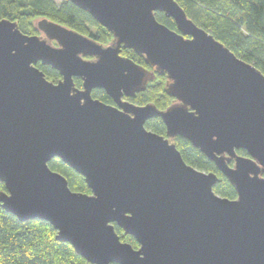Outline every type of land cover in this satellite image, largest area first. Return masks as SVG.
<instances>
[{
  "label": "water",
  "instance_id": "water-1",
  "mask_svg": "<svg viewBox=\"0 0 264 264\" xmlns=\"http://www.w3.org/2000/svg\"><path fill=\"white\" fill-rule=\"evenodd\" d=\"M65 1L113 40L99 44L47 18L37 23L42 35L30 36L0 20V207L20 222H48L87 264H264V74L175 0ZM123 47L151 69L122 56ZM39 63L61 79L49 81ZM155 72L166 75L172 105L127 100ZM97 89L114 105L93 98ZM154 118L166 136L146 128ZM178 136L216 165L237 199L215 193V173L184 161ZM55 158L84 177L91 194L73 192L50 169Z\"/></svg>",
  "mask_w": 264,
  "mask_h": 264
},
{
  "label": "trees",
  "instance_id": "trees-1",
  "mask_svg": "<svg viewBox=\"0 0 264 264\" xmlns=\"http://www.w3.org/2000/svg\"><path fill=\"white\" fill-rule=\"evenodd\" d=\"M188 17L199 27L209 31L215 39L228 47L237 57L254 65L264 74V0H175ZM47 18L80 34L88 36L99 44L108 45L113 40L110 31L100 25L89 12L72 2L62 0H0V20L17 22L26 35H42L37 28L39 20ZM157 20L171 30L177 31L173 19L164 13H156ZM121 55L147 69L145 57L134 50L122 48ZM37 67L49 81L57 83L61 79L58 71L41 63ZM77 88L83 82L75 78ZM167 77L155 72L144 92L128 99L139 106L155 105L166 110L174 101L166 92ZM93 98L105 104L114 105V101L104 90H94ZM146 128L156 134L166 136L167 129L161 118H154L146 123ZM184 161L196 169L215 173L219 180L214 191L219 196L235 200V187L201 151L188 140L176 137L174 140ZM239 155L248 156L245 150L237 151ZM232 165V164H231ZM52 171L63 175L73 192L91 194L84 177L71 167L55 158L49 163ZM6 191L0 183V192ZM116 232L123 242L138 249L139 244L132 236L115 225ZM57 231L46 221L31 220L20 222L15 216L0 207V264H87L74 248L56 239Z\"/></svg>",
  "mask_w": 264,
  "mask_h": 264
},
{
  "label": "flooded vegetation",
  "instance_id": "flooded-vegetation-1",
  "mask_svg": "<svg viewBox=\"0 0 264 264\" xmlns=\"http://www.w3.org/2000/svg\"><path fill=\"white\" fill-rule=\"evenodd\" d=\"M55 45H56V43H54ZM86 59H88V60H92V58L91 57H86ZM125 99H127V98H125ZM128 100V99H127Z\"/></svg>",
  "mask_w": 264,
  "mask_h": 264
},
{
  "label": "rangeland",
  "instance_id": "rangeland-1",
  "mask_svg": "<svg viewBox=\"0 0 264 264\" xmlns=\"http://www.w3.org/2000/svg\"><path fill=\"white\" fill-rule=\"evenodd\" d=\"M55 1H57L58 3H60L62 0H55Z\"/></svg>",
  "mask_w": 264,
  "mask_h": 264
}]
</instances>
